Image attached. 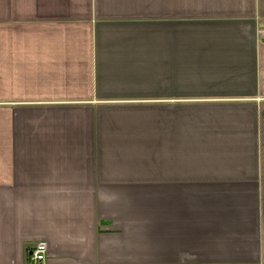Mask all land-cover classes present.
Instances as JSON below:
<instances>
[{"label":"crops","instance_id":"1","mask_svg":"<svg viewBox=\"0 0 264 264\" xmlns=\"http://www.w3.org/2000/svg\"><path fill=\"white\" fill-rule=\"evenodd\" d=\"M264 264V0H0V264Z\"/></svg>","mask_w":264,"mask_h":264},{"label":"built area","instance_id":"2","mask_svg":"<svg viewBox=\"0 0 264 264\" xmlns=\"http://www.w3.org/2000/svg\"><path fill=\"white\" fill-rule=\"evenodd\" d=\"M47 245L45 243L36 244L31 252L27 264H46Z\"/></svg>","mask_w":264,"mask_h":264}]
</instances>
